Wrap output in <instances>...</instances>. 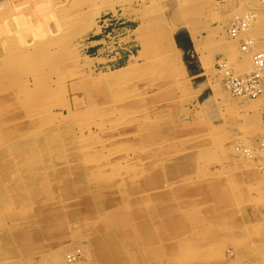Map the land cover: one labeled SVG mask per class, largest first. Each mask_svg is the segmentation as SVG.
I'll list each match as a JSON object with an SVG mask.
<instances>
[{
	"label": "rangeland",
	"instance_id": "obj_1",
	"mask_svg": "<svg viewBox=\"0 0 264 264\" xmlns=\"http://www.w3.org/2000/svg\"><path fill=\"white\" fill-rule=\"evenodd\" d=\"M263 50L264 0H0V264H264V95L215 67Z\"/></svg>",
	"mask_w": 264,
	"mask_h": 264
},
{
	"label": "built area",
	"instance_id": "obj_2",
	"mask_svg": "<svg viewBox=\"0 0 264 264\" xmlns=\"http://www.w3.org/2000/svg\"><path fill=\"white\" fill-rule=\"evenodd\" d=\"M115 15L106 14L100 20L99 28L100 32L97 33L99 36L102 34L103 29H108L116 24L117 20ZM254 16L246 14L244 17L236 18V21L233 23L232 28L230 29V34L232 37H237L241 31H247L249 27L250 19ZM114 30H112L113 32ZM97 42V41H96ZM254 43L253 39L246 40L243 43L242 49L246 50L248 46ZM98 45L101 44L99 41ZM98 45L91 47L94 50ZM252 62L255 67V71L251 74L238 76L233 73L229 68L227 61L223 58H218L215 64L216 70L221 75V82L223 88L230 93L233 97L240 99H256L264 95V50L256 52L252 57ZM261 146H264V139L259 141Z\"/></svg>",
	"mask_w": 264,
	"mask_h": 264
},
{
	"label": "bare ground",
	"instance_id": "obj_3",
	"mask_svg": "<svg viewBox=\"0 0 264 264\" xmlns=\"http://www.w3.org/2000/svg\"><path fill=\"white\" fill-rule=\"evenodd\" d=\"M180 28V25L178 26V24H175L171 27L170 30H167V32L165 33V49L167 51V53L170 55V57L172 58L173 61L175 62H178L182 67L183 69H185L184 67V64H183V61L180 57V49L179 47L177 46L176 44V41H175V38H174V32ZM100 29V28H99ZM100 32V31H99ZM93 59H91V62L88 63V67H92L93 65V62H92ZM171 63V62H170ZM128 68V67H126ZM126 68L124 69H121L120 71H123L125 70ZM261 232V231H260ZM261 236V235H260ZM259 237V236H258Z\"/></svg>",
	"mask_w": 264,
	"mask_h": 264
},
{
	"label": "crops",
	"instance_id": "obj_4",
	"mask_svg": "<svg viewBox=\"0 0 264 264\" xmlns=\"http://www.w3.org/2000/svg\"><path fill=\"white\" fill-rule=\"evenodd\" d=\"M184 34V36L187 39V43H181L180 42V49L182 50V52L184 53H193L196 54L198 56L197 60L199 59V51L197 50V44L193 38V35L190 33L189 30L183 31L182 32ZM182 33H177L176 36H180V34ZM198 66H200V61H197Z\"/></svg>",
	"mask_w": 264,
	"mask_h": 264
},
{
	"label": "trees",
	"instance_id": "obj_5",
	"mask_svg": "<svg viewBox=\"0 0 264 264\" xmlns=\"http://www.w3.org/2000/svg\"><path fill=\"white\" fill-rule=\"evenodd\" d=\"M175 41H176V43H177L178 47H180V41H179V38H178V36H176V37H175Z\"/></svg>",
	"mask_w": 264,
	"mask_h": 264
}]
</instances>
